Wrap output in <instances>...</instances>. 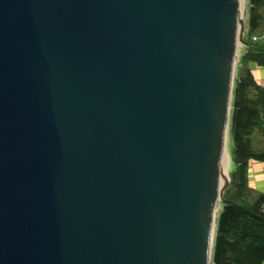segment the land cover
<instances>
[{
	"label": "water",
	"instance_id": "95a60500",
	"mask_svg": "<svg viewBox=\"0 0 264 264\" xmlns=\"http://www.w3.org/2000/svg\"><path fill=\"white\" fill-rule=\"evenodd\" d=\"M241 7L0 0V264H210Z\"/></svg>",
	"mask_w": 264,
	"mask_h": 264
},
{
	"label": "trees",
	"instance_id": "16d2710c",
	"mask_svg": "<svg viewBox=\"0 0 264 264\" xmlns=\"http://www.w3.org/2000/svg\"><path fill=\"white\" fill-rule=\"evenodd\" d=\"M251 2L254 12L264 3V0H251ZM253 22V30H256L259 28V21L254 13ZM254 46L252 43L249 55L263 64L264 47L254 53ZM248 79L250 80L243 79L236 85L232 114V133L237 160L243 167L242 174L248 160L255 157L247 141V134L255 126L264 110V95L257 103L256 100L249 98L250 88L255 84L253 79ZM262 156L264 157V154ZM218 222L214 264H264V197L251 209L236 203H226Z\"/></svg>",
	"mask_w": 264,
	"mask_h": 264
},
{
	"label": "rangeland",
	"instance_id": "374dc122",
	"mask_svg": "<svg viewBox=\"0 0 264 264\" xmlns=\"http://www.w3.org/2000/svg\"><path fill=\"white\" fill-rule=\"evenodd\" d=\"M244 6L246 10L245 25H244L245 26L244 27V40L249 46H245V44L241 43L240 41L238 42L237 59H236V66L234 70L232 110H231V116H230L228 139H227V144L225 147V148H228V152L230 153V156L232 158V164L228 168L230 182L224 193L223 200H220L217 206L215 240H214V246L212 249V258H211L210 264H214L215 241H216V237L218 235V229H219L218 221L223 212L225 204L228 202L236 203L239 206L251 209L258 202H260L261 198L264 197V191L261 189H258V187L255 188V186L250 185V179L248 178L249 170L251 167V162H253V160L264 163V157L262 156L264 154V110L261 112V115L257 123L255 124V126L247 134V141L249 142V145L251 146L255 154L254 155L255 157L248 160L247 167L245 168L243 174H242L243 167L237 160L235 142H234L233 133H232L233 101H234L236 85L239 81L243 79L245 80H250L248 78L253 79L252 74H251V64L258 63V62L260 63L258 59L256 61L254 60V58H252V56L249 55V48L251 47V44L253 43L255 45L253 47V52L256 53L258 52L259 48L264 47V3L260 7H258V9H255L254 12H253L254 7L252 5L251 0H245ZM253 13L259 21L258 22L259 28H257L256 30H253V26H252V24H254ZM254 38H257V40H255ZM250 91L251 92L249 94V98L251 100L253 99L256 100V103L264 95V91L259 90L256 87V85L252 86L250 88ZM243 165L245 166V163Z\"/></svg>",
	"mask_w": 264,
	"mask_h": 264
},
{
	"label": "crops",
	"instance_id": "0c3cea01",
	"mask_svg": "<svg viewBox=\"0 0 264 264\" xmlns=\"http://www.w3.org/2000/svg\"><path fill=\"white\" fill-rule=\"evenodd\" d=\"M251 74L256 87L264 91V63H252ZM248 178L250 179V185L264 191V163L253 160Z\"/></svg>",
	"mask_w": 264,
	"mask_h": 264
},
{
	"label": "bare ground",
	"instance_id": "6f19581e",
	"mask_svg": "<svg viewBox=\"0 0 264 264\" xmlns=\"http://www.w3.org/2000/svg\"><path fill=\"white\" fill-rule=\"evenodd\" d=\"M241 2H242L241 9L243 11L244 10V2H245V0H241ZM239 41L240 40H238V42ZM231 164H232V158L230 156V153L228 152V148H225L224 153H223V171H222V173H223L222 174V183L223 184H225V182H226V184H229V182H230L229 181L228 168H229V166H231ZM213 244H214V242H213Z\"/></svg>",
	"mask_w": 264,
	"mask_h": 264
},
{
	"label": "built area",
	"instance_id": "2783aa9c",
	"mask_svg": "<svg viewBox=\"0 0 264 264\" xmlns=\"http://www.w3.org/2000/svg\"><path fill=\"white\" fill-rule=\"evenodd\" d=\"M255 40H257V38H254Z\"/></svg>",
	"mask_w": 264,
	"mask_h": 264
}]
</instances>
